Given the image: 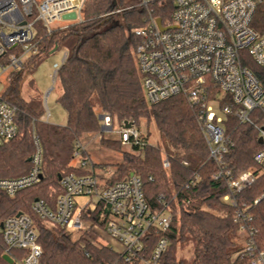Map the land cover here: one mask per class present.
Here are the masks:
<instances>
[{
	"label": "trees",
	"instance_id": "obj_1",
	"mask_svg": "<svg viewBox=\"0 0 264 264\" xmlns=\"http://www.w3.org/2000/svg\"><path fill=\"white\" fill-rule=\"evenodd\" d=\"M118 0H86L80 20L49 31L42 22L35 24L38 50L31 54L20 71L10 73V83L2 93L4 99L17 106L18 134L0 146V177L13 178L26 174L35 150L34 134L43 148L42 178L15 195L0 190V225L18 212L28 213L36 225L38 241L43 248L41 264H99L120 258L112 246L98 241L93 227L77 240L59 225H49L33 210L36 198H43L55 208L64 188L60 176L71 171L91 173L74 165V151L83 137L101 132L100 114H109L119 124L125 120L140 126L154 122L161 143L149 142L136 147L139 153L122 151V160L108 176V182L126 178L131 172L143 181V188L153 208L161 207L160 195L169 202L172 222L164 234L169 238L162 257L163 264H250L238 238L240 225L234 220V206L224 200L230 192L227 177L214 179L219 165L209 159V148L200 130L197 115L200 107L191 103L185 93L173 95L157 103L146 99L135 48L138 37L134 28L144 23L145 13L139 8H126ZM121 9L120 11H118ZM164 18V14L161 13ZM255 27L264 31V10L259 11ZM64 49L66 56L56 78L61 86L58 101L67 113L65 124L49 122L39 95L22 94L23 70H33L47 55ZM13 50V49H11ZM243 63L249 66L264 87V66L243 51ZM252 123H239L229 115L226 131L233 142L223 156V164L234 177L252 170L255 181L235 193V197L253 215V235L257 249L264 250V170L255 161V153L263 146L259 127L264 126V106L251 112ZM101 143L121 150L118 139L102 136ZM87 151H85L86 153ZM164 156L169 166L163 164ZM194 173L199 181L192 185ZM161 231L154 228L146 238V254L153 248ZM4 242L0 236V264L4 259ZM178 247H191L192 256H179ZM14 255L20 250L14 249ZM121 264H135L121 262Z\"/></svg>",
	"mask_w": 264,
	"mask_h": 264
},
{
	"label": "built area",
	"instance_id": "obj_2",
	"mask_svg": "<svg viewBox=\"0 0 264 264\" xmlns=\"http://www.w3.org/2000/svg\"><path fill=\"white\" fill-rule=\"evenodd\" d=\"M86 0H0V85L11 72L20 71L27 58L37 52L35 24L40 21L51 31L53 22L80 20ZM145 13L144 23L134 28L138 37L135 48L146 99L157 103L173 95L185 93L189 101L200 107L197 121L209 148V159L219 169L214 179L227 177L230 192L224 200L234 208V220L240 225L244 239L236 252L250 257V264H264V250L257 249L253 235V215L234 196L255 181L252 170L234 177L223 164V156L233 144L226 131L229 115L239 123H252L251 112L264 106V87L253 70L243 63V51L264 66V31L254 21L264 10V0H139L135 5ZM119 9L118 11H120ZM75 12V20L64 19ZM163 13L164 18L161 16ZM161 18V25L158 23ZM13 49V50H11ZM65 58V57H64ZM57 73V71H56ZM224 102V104H223ZM17 106L0 93V146L18 134ZM101 131L115 134L121 144L139 153L137 146L144 143L146 134L132 123L120 128L109 114L102 113ZM48 119V115H44ZM264 127V126H263ZM259 127L263 146L254 159L264 170V128ZM35 150L30 170L19 177H0V190L15 195L42 178L43 148L34 134ZM83 142L77 143L74 158L78 167L88 168L90 158ZM163 164L169 166L164 156ZM89 169V168H88ZM79 174L71 171L61 176L64 191L55 208L43 198H36L32 208L49 225H59L66 231H85L91 227L105 230L121 248L120 258L99 264H163L169 238L164 232L172 222L169 202L161 194V207L153 208L146 198L142 179L131 173L124 179L108 182L94 171ZM200 179L194 173L189 184ZM87 197L83 203L77 198ZM264 198V193L255 202ZM157 228L161 231L148 255L146 238ZM4 254L12 258L9 264H41L43 248L32 217L25 212L8 216L0 225ZM114 248V247H113ZM20 250L14 255L13 250ZM115 249V248H114Z\"/></svg>",
	"mask_w": 264,
	"mask_h": 264
},
{
	"label": "rangeland",
	"instance_id": "obj_3",
	"mask_svg": "<svg viewBox=\"0 0 264 264\" xmlns=\"http://www.w3.org/2000/svg\"><path fill=\"white\" fill-rule=\"evenodd\" d=\"M137 2H139V0H118V4L122 6L135 5ZM70 23L71 22L69 21L53 22L51 26L52 28H63L68 26ZM65 52L66 51L64 49H56L54 52L47 55L33 70L25 68L23 70V77L20 83V88L24 96L30 98L34 95H39L42 97L46 110L45 115H48L47 120L55 124H65L67 121L66 110L57 100L59 94L61 93V86L56 78V71L63 62ZM9 83L10 74L8 75V78L1 83L0 93L4 92ZM114 123L116 125V129L120 128L118 121H114ZM139 127L144 134L148 136L149 142L161 143L159 131L157 130L154 122L147 124L146 121L143 120ZM114 135L115 134H103L101 131L86 135L82 139L90 158V163L87 167L92 169L93 165L94 171L100 179L108 176L109 172H113L116 169L117 164L122 160V151H131V148L128 145L125 146L122 144L121 150H116L108 148L101 143L102 136L106 138H115ZM79 162L80 159L77 157L72 160L74 165L79 164ZM77 200L78 202L83 203L87 200V197H79ZM89 229L75 232L66 231V233L70 235L73 240H77L86 236ZM97 232L98 241L100 243L112 246L117 250L121 248L120 244L112 239L105 230L98 228ZM238 242L240 246L244 245L243 236L238 238ZM177 253L179 256L189 257L192 256L193 252L191 247H178Z\"/></svg>",
	"mask_w": 264,
	"mask_h": 264
},
{
	"label": "water",
	"instance_id": "obj_4",
	"mask_svg": "<svg viewBox=\"0 0 264 264\" xmlns=\"http://www.w3.org/2000/svg\"><path fill=\"white\" fill-rule=\"evenodd\" d=\"M63 18H64V19H68V20H75V19L77 18V14H76L75 12L66 13V14L63 15ZM157 21H158V23L161 25V23H162L161 18H158ZM99 118L102 119V118H103V115L100 114ZM124 123H125V126H126V127H130V126L132 125V122H131V121H128V120H125ZM263 128H264V127H263ZM261 140H262V138H261ZM133 173H134V172H131V175H132ZM59 178L61 179V176H60ZM20 213H21V212H18V214H20ZM4 259H5L7 262H9V263L12 262V258H11V256L8 255V254H4Z\"/></svg>",
	"mask_w": 264,
	"mask_h": 264
},
{
	"label": "crops",
	"instance_id": "obj_5",
	"mask_svg": "<svg viewBox=\"0 0 264 264\" xmlns=\"http://www.w3.org/2000/svg\"><path fill=\"white\" fill-rule=\"evenodd\" d=\"M66 56V52H65V55H64V57ZM64 57H63V59H64Z\"/></svg>",
	"mask_w": 264,
	"mask_h": 264
}]
</instances>
